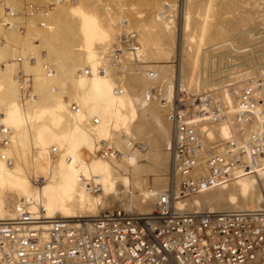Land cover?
Listing matches in <instances>:
<instances>
[{"label":"bare ground","instance_id":"bare-ground-1","mask_svg":"<svg viewBox=\"0 0 264 264\" xmlns=\"http://www.w3.org/2000/svg\"><path fill=\"white\" fill-rule=\"evenodd\" d=\"M262 32L264 0H0V219L152 212L183 119L199 161L264 135ZM178 204L264 210V163Z\"/></svg>","mask_w":264,"mask_h":264},{"label":"built area","instance_id":"built-area-1","mask_svg":"<svg viewBox=\"0 0 264 264\" xmlns=\"http://www.w3.org/2000/svg\"><path fill=\"white\" fill-rule=\"evenodd\" d=\"M183 103L179 97L180 109L188 111ZM255 103L252 90L246 89L241 109L247 118ZM179 130L171 186L158 194L152 212L129 207L124 198L94 217L71 222L43 212L32 215L21 204L16 219H0V264H264V210H188L178 204L236 166L250 169L264 163V135L253 136L237 153H209L199 161L202 141L184 134V126ZM202 165L208 174L194 175Z\"/></svg>","mask_w":264,"mask_h":264},{"label":"rangeland","instance_id":"rangeland-1","mask_svg":"<svg viewBox=\"0 0 264 264\" xmlns=\"http://www.w3.org/2000/svg\"><path fill=\"white\" fill-rule=\"evenodd\" d=\"M262 33H263V32H262ZM262 33H261L260 35H258V36H259V37H262V35L264 36V33H263V34H262ZM256 37H257V36H256ZM184 120H185V119H183V121H184ZM185 121H187V120H185ZM179 124L182 125V126H184V127L186 126V125H184V123H179ZM123 199H124V197H123ZM126 200L128 201V199H126ZM114 202H115V201L111 202V205H110V206H112V205H114V204H117V203H116L117 201H116L115 203H114Z\"/></svg>","mask_w":264,"mask_h":264}]
</instances>
